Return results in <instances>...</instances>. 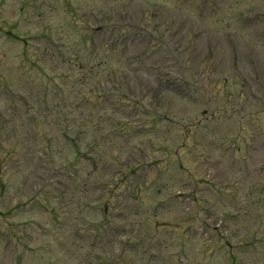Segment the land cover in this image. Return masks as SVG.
Here are the masks:
<instances>
[{"label":"rangeland","instance_id":"obj_1","mask_svg":"<svg viewBox=\"0 0 264 264\" xmlns=\"http://www.w3.org/2000/svg\"><path fill=\"white\" fill-rule=\"evenodd\" d=\"M120 1L0 0V72L7 74L8 83L35 107L33 110L18 101L19 107L13 108L0 100V114L6 120L0 122V159L4 172L0 179L8 189L17 187V193L5 190L0 197L3 204L0 230L3 237L8 235L11 239L13 233L17 238L12 239L19 240L9 244L3 264H15L21 246L28 256L21 258L20 264H94L98 260L95 251L102 257V264H151L145 255L151 247L157 250L159 264H227L217 249L223 241H216L206 223L216 226L215 217L220 211H213L214 207L232 205L227 199L217 198L214 206L211 205L203 186L196 180L208 179L214 173L216 178L219 171L226 179L232 175L227 167L222 170L224 166L219 163H229L233 153L226 151L228 146L219 149L221 141H233L232 145L242 147L243 144L227 138L242 126L248 128L252 121L249 109L260 113L256 106H264L259 99V92L264 93V77L259 73L264 71V43L260 41L264 40V0H213L209 5L207 0H123L128 4L125 9ZM37 9L45 17L38 16ZM104 15L108 17L106 28L97 30ZM10 24L17 27L21 41L4 37L3 31ZM37 40H41L39 46ZM60 51L65 59L59 57ZM37 55L42 59L34 66ZM230 60L234 71L229 69ZM59 73L66 86L62 85ZM166 78L172 82L160 83ZM183 79L192 81L191 88H185ZM224 79L226 86L231 85L233 94H248V99L240 96L238 111L232 112L227 106L224 112H219L223 118L231 114V120L217 118L210 125L207 116L214 119L218 109H213L215 114L203 117L187 96L195 94L207 80L221 89ZM43 83L48 87L45 90L52 92H44ZM60 84L65 86L67 96L71 92L68 100L60 99ZM76 89L80 97L89 94L73 110L71 101L79 103ZM154 91L158 95L163 91L169 104L192 111L195 123L207 128L197 127L194 132V126L193 133L187 135L192 140H185V128L184 132L178 130L179 126L170 130L166 122H160V129L153 135L157 143L153 149L137 144L135 134L125 139L117 137L116 126L131 124V131L140 130L137 126L147 118L133 111L132 106L139 101L138 105L145 107L147 100L138 99H146ZM244 100L246 106H242ZM68 109L73 114L70 125L75 128L78 123L82 127H79L82 131L79 143L85 156L78 162L77 173L59 169L57 174L48 175V170L54 168L44 161L46 134L57 136L53 138L57 163L63 164L65 156L70 158L69 146L60 145L58 138L60 111ZM30 112L49 121L47 127H37L39 141L33 136ZM169 116L167 119L175 121V115ZM176 116L188 129L185 122L189 116ZM242 117L240 124L238 119ZM253 124L264 129L263 113L260 119L256 116ZM150 125L149 121L145 123L147 128ZM48 129L51 132L47 133ZM87 131L90 134L84 141ZM244 133L249 137L248 132ZM261 135L264 140V130ZM93 137L100 140L99 147L89 151L95 141ZM255 137L250 136V141ZM159 138L162 139L158 143ZM87 158L90 160L86 161ZM204 158H214L217 167L208 170L201 164ZM93 162L98 164L95 166ZM145 183L148 187L140 193ZM246 189L245 186L239 193L241 208L249 201ZM57 190L64 199L59 206L58 200L49 197L50 192ZM45 202L56 211L47 215ZM15 205L10 210L9 206ZM106 207L113 214L108 227H102L97 236L92 230L82 233L83 226L101 223L99 212L103 210L107 216ZM56 216L61 222L57 226L52 221ZM203 225L209 228L203 231ZM236 229L232 231L241 240L264 237V226L258 228L253 220L244 223L243 228L239 224ZM193 231L195 238L186 252V240ZM79 235L84 238H78ZM126 236L137 241L136 245L134 241L132 246L126 245ZM241 246L247 247L244 264H264V245L246 240ZM3 247L0 243V251ZM154 263L158 264L156 260Z\"/></svg>","mask_w":264,"mask_h":264}]
</instances>
